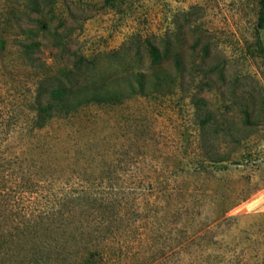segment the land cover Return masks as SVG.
Segmentation results:
<instances>
[{
	"label": "rangeland",
	"instance_id": "1",
	"mask_svg": "<svg viewBox=\"0 0 264 264\" xmlns=\"http://www.w3.org/2000/svg\"><path fill=\"white\" fill-rule=\"evenodd\" d=\"M262 6L42 0L43 13L28 17L27 0H0V245L20 259L34 243H66L16 226L74 205L83 227L113 215L112 232L94 240L106 264H264ZM168 40L183 62L178 76L147 47ZM160 67L174 74L161 93L86 104L40 125L45 88L124 89L131 73ZM91 195L121 202L82 216L79 199Z\"/></svg>",
	"mask_w": 264,
	"mask_h": 264
},
{
	"label": "trees",
	"instance_id": "2",
	"mask_svg": "<svg viewBox=\"0 0 264 264\" xmlns=\"http://www.w3.org/2000/svg\"><path fill=\"white\" fill-rule=\"evenodd\" d=\"M27 1L30 9L27 13L28 17H31L33 12L43 13L42 0ZM262 5L259 26L264 28V0H262ZM53 35L58 39L56 41H60L62 45H65L59 39L60 34L54 33ZM37 45L38 42H31L25 47L34 50L33 48L37 47ZM147 47L154 65H161L164 59L170 58L175 68V74L178 76V72H183V62L178 57V48L173 42L168 40L164 50H161L159 46L150 41ZM173 75L163 69V67H160L157 72L151 75L133 72L129 75V81L124 89L115 83L116 86L111 83L87 86H71L67 82L58 83L54 87L44 89L48 96L46 102H42L37 98V113L40 125L55 117V115L65 118L86 104L118 105L123 103V100L135 96L147 97L152 93H161L164 87L170 86L171 80H174ZM83 91L85 96L80 99ZM117 199L116 197L98 198L91 195L87 196V198L79 199L78 207H87V210L82 213L83 216L87 211L93 210L96 202L103 204V207L104 204L110 207L114 206L113 203H117ZM76 201L77 199L72 200L73 203H76ZM118 202L121 201L119 200ZM49 214L48 220L46 219L45 221L44 217L40 219L34 214H32L33 218L30 217L28 220V215H25V218H27L23 224L25 229L20 224L16 228L22 235L28 234L26 230H31L27 236L35 238L37 237L35 234L39 232V230H36L37 227L44 234H50L51 236L52 234H59L66 243L58 242L55 245L53 243H34L26 249L21 248L19 250H23L25 253L20 259L16 258L18 255L12 249L6 250L3 245H0V264H106L102 249L98 248L99 244L94 240L105 235L104 233L112 232L107 225L114 223L113 215L105 213L99 219L93 217L89 220L86 227H83L81 226V220L77 218V208L74 205L69 206L67 210H51ZM232 219L234 218H229L226 221ZM31 221L34 223L31 224ZM2 242L7 241L3 239Z\"/></svg>",
	"mask_w": 264,
	"mask_h": 264
}]
</instances>
